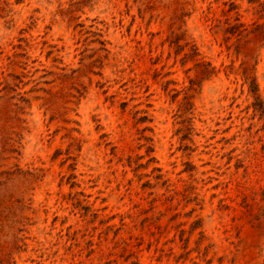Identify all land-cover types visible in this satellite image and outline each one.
I'll list each match as a JSON object with an SVG mask.
<instances>
[{"label": "rangeland", "instance_id": "374dc122", "mask_svg": "<svg viewBox=\"0 0 264 264\" xmlns=\"http://www.w3.org/2000/svg\"><path fill=\"white\" fill-rule=\"evenodd\" d=\"M0 264H264V0H0Z\"/></svg>", "mask_w": 264, "mask_h": 264}]
</instances>
